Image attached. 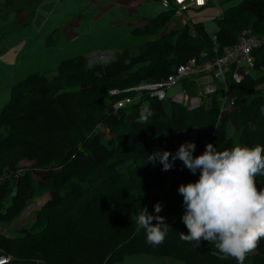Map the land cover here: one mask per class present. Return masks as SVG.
<instances>
[{"label":"trees","instance_id":"16d2710c","mask_svg":"<svg viewBox=\"0 0 264 264\" xmlns=\"http://www.w3.org/2000/svg\"><path fill=\"white\" fill-rule=\"evenodd\" d=\"M175 12L159 13L143 28H134L133 35H156ZM56 36L54 31L45 45L52 46ZM243 36L264 38V0H242L222 11L213 35L196 23L192 30L185 26L146 41L134 52H115L106 64L88 66L78 55L62 60L52 79L31 73L12 86L0 111V227L7 230L16 223L34 199L35 187L46 194L30 226L17 227L16 235L0 229V257H9L6 264H122L138 255L179 264H236L213 244L197 246L179 237L188 230L178 187L196 181L199 173L193 175L179 160L162 171L148 158L157 150L175 153L186 141L195 142L194 155L208 143L218 151L264 145L259 113L264 45L252 51L254 74L240 69L239 80L228 81L229 112L221 110L219 90L207 95L209 108L203 102L188 109L148 91L123 108L113 106L133 98L143 84L163 82L202 53L201 61L220 57ZM185 82L195 95V84ZM149 108L154 114L138 123L142 109ZM249 122L257 124V131H249ZM254 180L264 189V175ZM156 203L172 230L162 245L152 247L143 230L136 232L135 221L142 207L155 215ZM244 264H264V238Z\"/></svg>","mask_w":264,"mask_h":264},{"label":"clouds","instance_id":"9594fccd","mask_svg":"<svg viewBox=\"0 0 264 264\" xmlns=\"http://www.w3.org/2000/svg\"><path fill=\"white\" fill-rule=\"evenodd\" d=\"M259 113L264 116V104ZM153 114L150 108L142 109L138 123H146ZM257 127L248 124L250 132ZM195 150V142L186 141L175 153L157 150L148 158L154 165L159 162L162 171L171 170L179 160L193 175L199 173L196 181L178 187L184 208L181 220L188 230L187 234L179 232V237L197 246L202 242L213 244L236 264H244L264 238V189L254 180L264 175V145L218 151L208 143L201 154L194 155ZM161 211L160 203L154 205L155 215L142 207L135 221L136 232L143 230L145 242L152 247L162 245L172 230L166 218L159 215Z\"/></svg>","mask_w":264,"mask_h":264},{"label":"crops","instance_id":"0c3cea01","mask_svg":"<svg viewBox=\"0 0 264 264\" xmlns=\"http://www.w3.org/2000/svg\"><path fill=\"white\" fill-rule=\"evenodd\" d=\"M53 1H60V3L73 2L72 4H74V1L76 2V7L74 11H72V14L78 17L80 16L78 19L80 23L77 24L79 28L82 24L81 21H87V23L91 25L93 23L92 16H95L96 21L102 17H106V19H109V22H106L103 28L91 26L89 30H79L77 33H73L74 31H69L68 29H56L58 43L56 42L57 45L54 46L55 43L53 45L54 47H47V45H45L46 39L44 36L40 37L41 35H37L35 38L21 37L25 31L20 32L17 30V27H20V25L25 22V19L30 14V9H21L20 5H24L27 2L40 5ZM162 1L169 0H0V93H3L0 99V108L9 100L10 86L19 83L18 80L22 77L21 70L24 63L28 61L43 63V67H48L49 70L43 71L45 73L42 72V74H46L49 79H52L57 73V67L61 62L60 59L64 58L62 53L66 50V47L63 41L68 46L79 41V46H83L81 48L82 56L86 58L88 66L106 64L113 59V57L109 58V54H112L111 50H120L115 44L118 42L119 44L121 43L122 31L125 32L128 37H131L133 28H143L148 22L154 20L159 13L168 11V9L162 6ZM221 1L222 0H209L205 6L201 7H195L192 1L187 2V6H185L186 9L182 10L181 14H175L172 21L160 29L156 35L150 37L143 36L142 38L144 41L137 46L146 41L155 40L171 30H182L185 26H189L192 30L196 23H202L206 32L213 35L216 31V20L221 16L222 11L225 10L220 5ZM13 5L16 6V8ZM96 7L98 11H94ZM103 9L105 11L102 15L100 10ZM92 10L93 13L91 12ZM24 11L28 12H25L23 16H19ZM84 11H87V17L81 16ZM77 12H79V14H77ZM98 32L99 34H97ZM16 37L21 38L16 39ZM137 46L133 47L134 50ZM124 50L134 52V50L130 51V49ZM101 55L105 56L100 58ZM201 56L202 54L198 58L199 61L203 59ZM244 71L254 74L253 68L250 70L245 69ZM185 80L195 84V95L189 94V87L186 82L184 84L182 82L179 86H175L172 92L183 90L190 96H196L200 92H204V105L205 108H209L210 100L207 98V95L219 90L221 95L230 101V109L225 112L232 110L231 98L228 95V81L230 79L223 85L206 74ZM206 92L208 93L206 94ZM43 199H41V201Z\"/></svg>","mask_w":264,"mask_h":264},{"label":"rangeland","instance_id":"374dc122","mask_svg":"<svg viewBox=\"0 0 264 264\" xmlns=\"http://www.w3.org/2000/svg\"><path fill=\"white\" fill-rule=\"evenodd\" d=\"M27 1V0H26ZM242 0H222L220 2L221 7L224 9L229 8V7H235L237 6ZM25 2V1H24ZM57 3V4H56ZM47 2V3H42L40 5L33 4L30 2L25 3L24 5H20L21 9H30V14L29 16L25 19V22H23L20 27H17V30L22 32L25 31L21 37H31L35 38L37 35H41L40 37H45L48 38L51 36L52 32H54L56 29H68L69 31H74L73 33H77V31H87L89 30V27H98V28H103L106 25V22H109V19H106V17H102L98 19L97 21L95 20V16H92V24L90 25L87 23V21H81V26L80 28L77 26L79 17L75 14H72V11H74L76 7V2ZM14 6V5H13ZM12 7V6H11ZM16 8V6H14ZM94 11H98L97 7L94 9ZM101 14L103 15V12L105 11L100 10ZM25 12H22L19 16H23ZM93 13V10L91 11ZM112 12V11H111ZM91 13V14H92ZM79 14V12H77ZM90 14V15H91ZM88 13L87 11H84L82 13V17H87ZM134 29V28H133ZM5 31V30H4ZM122 31V30H121ZM99 34V32L97 33ZM95 34V35H97ZM131 37H128L125 32L122 31V41L119 44L116 43L115 46L120 49V50H115L112 49L111 52L112 54H109V58L113 57L115 52L123 51L124 49H130V51L134 50L133 47L137 46L139 43L143 42L142 37H137L133 35L131 31ZM21 37H16V39H20ZM63 39L62 37H60ZM44 39V40H45ZM58 34L56 36V42L58 43ZM55 42V43H56ZM54 43V44H55ZM57 43L54 45L56 46ZM79 41H77L73 45H66L65 42L63 41L64 46L66 47V50L63 51L62 55L64 58L60 59V61L69 59L78 55H82L81 53V48L83 47L82 45L79 46ZM52 45V46H53ZM53 46V47H54ZM51 47V46H47ZM133 48V49H131ZM105 55H101L100 58ZM108 56V55H107ZM49 70L48 67H43V63L41 62H34V61H28L23 64L22 66V77L18 80L20 82L25 76L31 73H39L42 74L43 71ZM45 73V72H43ZM17 82V83H18ZM216 83V82H215ZM217 84V83H216ZM14 86V85H13ZM12 88V86H10ZM9 88V89H11ZM3 92V91H2ZM3 93H0V99L2 97ZM10 98V97H9ZM9 101V100H8ZM0 108V111L4 107V105ZM220 101H221V109L223 112L227 111L230 109V101L225 98L223 95L220 96ZM100 134H102V137H105V139H108L107 132L106 130H98ZM42 175H46L45 173H42ZM40 178H45V177H40ZM84 184H90L92 181L85 180L83 181ZM45 188H38L35 187V196L34 199L31 200L25 209L24 213L18 218L16 223L7 230L5 229V226L0 227V229H5L6 232H8L10 235H15L16 234V229L18 226H30L32 224V220L34 218L35 211L37 210V207L39 206L38 202L41 201V199L44 198L46 192L44 191ZM37 205V206H36ZM122 264H179L175 261L168 260V259H158V258H153L147 255H138L135 257L128 258L124 263Z\"/></svg>","mask_w":264,"mask_h":264},{"label":"built area","instance_id":"2783aa9c","mask_svg":"<svg viewBox=\"0 0 264 264\" xmlns=\"http://www.w3.org/2000/svg\"><path fill=\"white\" fill-rule=\"evenodd\" d=\"M193 2L195 7L205 6L209 0H169L162 1L164 8L171 10L176 8V15L181 14L185 10L187 2ZM264 45V38H255L252 36H243L238 43L223 51L220 57L211 61H199L198 59H190L185 65L179 66L166 80L155 84H143L135 89L137 92L133 98H126L113 106L114 110H118L127 106L130 103L139 99L140 94L144 91L150 92L159 100L169 99L171 102L185 105L188 109H195L199 107L205 98V93L200 92L196 96H190L185 91L180 90L172 92L175 86H179L185 79L194 78L202 74L211 76L220 84H225L229 79L239 80L238 71L240 69H252L254 67L252 51ZM202 58L206 57L202 53ZM208 92H206L207 94ZM9 257H0V264H6Z\"/></svg>","mask_w":264,"mask_h":264}]
</instances>
